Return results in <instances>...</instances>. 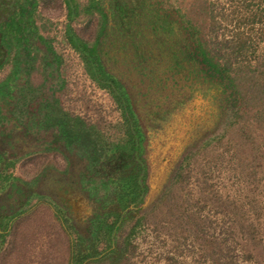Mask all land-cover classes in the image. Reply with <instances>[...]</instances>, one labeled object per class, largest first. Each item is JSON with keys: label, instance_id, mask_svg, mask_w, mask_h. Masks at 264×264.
Masks as SVG:
<instances>
[{"label": "rangeland", "instance_id": "rangeland-1", "mask_svg": "<svg viewBox=\"0 0 264 264\" xmlns=\"http://www.w3.org/2000/svg\"><path fill=\"white\" fill-rule=\"evenodd\" d=\"M32 18L37 36L30 66L24 69L11 58L0 69V81L5 85L15 65L27 81L31 74L47 80H32L33 93L18 90L14 114L31 129H71L73 150L66 152L73 153L74 164L46 167L39 153L12 168L0 161V199L15 189L19 206L8 221L0 219V264H108L119 254L114 264H264V0H37ZM101 22L109 36L118 28L136 44L155 39L187 87L180 112L159 110L151 117L139 112L125 86L133 109L126 116L114 93L98 85L65 31L69 25L94 42ZM200 43L228 67V76H212L195 59ZM229 76L235 79L231 86ZM235 84L242 100L233 95ZM4 90L11 94V87ZM23 93L37 106L22 103ZM161 126L171 131L169 139L156 138L154 130ZM143 132L153 138V170L164 168L155 191L153 181L139 177L141 186L132 190L122 159ZM180 142L188 145L186 155L162 185ZM171 144L176 145L168 152ZM52 152L54 159L60 154ZM46 168L73 169L80 178V217L86 224L38 196ZM21 192L28 195L22 205ZM111 247L110 257L95 258Z\"/></svg>", "mask_w": 264, "mask_h": 264}, {"label": "trees", "instance_id": "trees-1", "mask_svg": "<svg viewBox=\"0 0 264 264\" xmlns=\"http://www.w3.org/2000/svg\"><path fill=\"white\" fill-rule=\"evenodd\" d=\"M36 7L37 0H0V69L11 58H14L17 65L23 62L26 66L24 69H28L30 66L33 59L31 48L35 47V37L37 36L31 28L34 23L32 17ZM102 16L101 20L105 21L106 14L103 13ZM103 24L105 22H101V27ZM106 30V27H102L97 38L99 44H96L97 40L94 42L84 40L69 25L66 26L65 31L68 41L79 52L86 64L87 71L97 81L98 85L108 88L114 93L119 104L124 107L126 116H129V112L133 114V109L129 102L130 96L127 94L129 90H125V86L131 89L135 98L136 110L139 112L148 113L150 117L157 114L159 110L170 113L180 112L189 96L187 87L177 79L173 61L163 57L155 44V39L153 42L145 37L142 42L136 44L135 40H131L134 38L127 37L123 32L120 33L118 28L115 33H112V37L107 35ZM160 31H165V29ZM243 46L244 42L239 44L240 49ZM197 48V53L193 55L196 56V60L201 61L207 67V72L209 71L212 76L229 75V73L224 75L228 71V67L222 65L205 44H197ZM143 54L150 59L145 61ZM54 56L55 63L59 64V57ZM17 65L14 67L15 70L18 69ZM229 78L228 86H231L235 79L230 76ZM234 87L233 95H237V100H242L244 98L243 93L237 84ZM191 88L193 87L191 86ZM136 110L134 109V111ZM127 118L129 120V117ZM133 139L130 148L122 155L124 166H128L127 177L130 180L129 184H131L132 190L141 186L137 180L140 167L134 154L138 143ZM113 228H115V224ZM122 249L123 247L119 248L118 251L121 252ZM112 251L113 247L107 253L99 254L94 248L92 254L97 253L95 258L104 260L102 258L105 256L110 257L114 254ZM119 255L108 258V264H114L118 261ZM79 260L82 259L79 258Z\"/></svg>", "mask_w": 264, "mask_h": 264}, {"label": "crops", "instance_id": "crops-1", "mask_svg": "<svg viewBox=\"0 0 264 264\" xmlns=\"http://www.w3.org/2000/svg\"><path fill=\"white\" fill-rule=\"evenodd\" d=\"M11 73L13 75L7 76L5 85L4 81H0V117L4 122L0 124V161H2V165L12 168V166L19 164L21 160L32 158V155L39 153L41 155L40 158L43 161L42 165L46 167H52L55 165H65L66 167L67 164L72 167L74 164L73 153L69 156L66 152L68 151V148L73 150V144L71 146L72 137L69 133V130L71 129H31L28 127L29 125L26 121H23L22 123L19 119V115L14 114V112H16V106H13V102H15L14 98L18 97V90L24 89L25 91L33 93V85L30 83L32 80L33 82H38V84L46 82L47 80L45 78L39 79L36 76L34 77V74H31L32 77L27 78L29 80L27 81L26 78H24L25 73L22 69L15 70L13 68ZM49 86L50 85H47V88ZM9 87L12 89L11 94L4 95V89ZM15 91H17V94L14 96L13 92ZM24 94L25 93H23L22 103L30 102L28 104L31 109L32 107L37 106V100L36 103L35 101L30 100L32 95L29 94V96H25ZM30 116L31 115L28 117ZM53 149L60 153L59 155L61 156L56 154L54 159L52 152ZM19 151L23 154L17 155L20 153ZM46 151H48L47 157L44 156ZM11 171L12 169L5 170L4 175L9 177L7 174ZM42 174V177L38 181L37 189L39 193H41L38 196H47L51 202V206L53 205L57 207L60 205L57 207L60 210H62V206L65 205L64 207L68 208L66 211H68L67 214L71 219L73 218L71 213H74L80 220L84 202L82 201L81 188L79 183H76L77 177L75 176L76 174L73 169L67 171L65 169L50 170L46 168ZM17 194L18 192L15 191V189L11 190L9 188L1 196V221L4 219L8 221L9 216L18 211L16 210L19 207L17 206ZM57 194L58 196H56ZM18 198L20 205H22V202L23 204L26 203L28 195H24V193L21 192ZM63 212L64 211L62 210L61 213ZM56 215L59 214L56 213ZM83 221L84 219L81 222Z\"/></svg>", "mask_w": 264, "mask_h": 264}, {"label": "flooded vegetation", "instance_id": "flooded-vegetation-1", "mask_svg": "<svg viewBox=\"0 0 264 264\" xmlns=\"http://www.w3.org/2000/svg\"><path fill=\"white\" fill-rule=\"evenodd\" d=\"M162 126L159 129L156 128L154 130L155 135H157L156 138L158 140H162V139H165V138L169 139V135H170L171 131L169 129L163 128L165 125L163 127ZM205 127L207 129L209 128V126H207V125ZM143 134H144V138L139 140L138 145H137V149H139L138 151L140 152V156H141V159L138 160V164H139V167H140V173H139L138 177L140 178L141 181L145 182L147 180V178H149L150 181H152L151 176H152L153 167L155 165V158H154V154H153L154 145L151 143V141H153V138L150 141V139H147V136H149V135H147L145 132H143ZM162 134H164L165 136H163ZM163 137H165V138H163ZM184 139L185 138H183L182 140H184ZM181 142L179 144H177V145L176 144H171L168 147L166 146L167 147L166 149L169 152L170 149H172V147L176 145V147L174 149V152H173V155L171 156V162H170V164L166 165V167H165L164 179L162 181V185L166 184V182L170 178L172 172L174 174L177 172V170H178L177 167L179 166L180 160H182L183 157L186 155L185 149H186V147L188 145L185 142V144H186V147H185L184 146L185 144L182 145ZM167 144L168 143H166L165 145H167ZM169 147H171V148H169ZM157 149H158L157 152L164 153L161 150L162 148H157ZM156 157H157V155H156ZM164 160H165V157L162 158V161H164ZM76 180H77L76 183L77 184L79 183V186L82 187V185H80L81 184L80 178H77ZM148 186H149V189H150V185L149 184H148ZM80 190H82V189H80ZM56 196H58V194ZM58 206H60V205H58ZM64 206H62V210L65 212V214H66L65 216H68V214H67L68 211H66L68 208L64 207ZM71 214H72V217H73L72 219L73 220L77 219L78 223L81 224V219L79 220L78 219L79 217H77L74 213H71ZM68 217H70V216H68ZM84 222H85V224L87 223V221L85 219H84L83 223Z\"/></svg>", "mask_w": 264, "mask_h": 264}, {"label": "water", "instance_id": "water-1", "mask_svg": "<svg viewBox=\"0 0 264 264\" xmlns=\"http://www.w3.org/2000/svg\"><path fill=\"white\" fill-rule=\"evenodd\" d=\"M163 167H160L158 169H155L153 170V174L151 176V179H152V184H151V187H152V190L155 191V189L158 187V184H159V179L162 180L163 178ZM82 198H83V195H82Z\"/></svg>", "mask_w": 264, "mask_h": 264}]
</instances>
